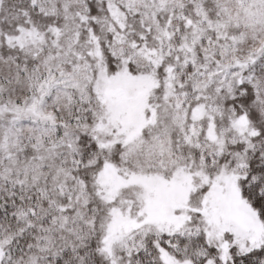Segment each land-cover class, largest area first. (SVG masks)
<instances>
[{
	"label": "snow or ice",
	"instance_id": "snow-or-ice-1",
	"mask_svg": "<svg viewBox=\"0 0 264 264\" xmlns=\"http://www.w3.org/2000/svg\"><path fill=\"white\" fill-rule=\"evenodd\" d=\"M0 264H264V0H0Z\"/></svg>",
	"mask_w": 264,
	"mask_h": 264
}]
</instances>
